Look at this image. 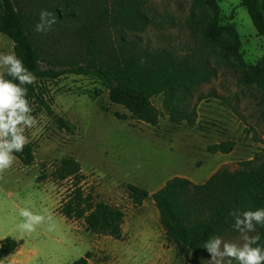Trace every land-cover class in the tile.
I'll return each instance as SVG.
<instances>
[{"label":"rangeland","instance_id":"rangeland-1","mask_svg":"<svg viewBox=\"0 0 264 264\" xmlns=\"http://www.w3.org/2000/svg\"><path fill=\"white\" fill-rule=\"evenodd\" d=\"M213 1L219 8L221 25L230 28L241 44L244 61L256 64L264 54V39L240 6L241 0ZM192 4L193 0H147L150 24L136 36L142 46L179 54L196 49L199 33L189 21ZM35 9L37 5L32 11ZM36 38L46 43L45 50L50 49L43 55L45 68L57 66V61L66 64L84 57L83 47L74 45L59 27L53 26ZM13 51V42L0 33V52ZM197 96L204 99L197 103L196 97L191 103L197 104L198 112L193 126L173 123L163 107V96L154 97L160 119L152 126L111 103L95 78L67 75L49 80L44 98L52 113L32 106L38 124L25 132L28 144L34 147L35 162L26 166L16 158L11 168L0 174V245L8 237L23 242L19 251L1 264H73L88 253V264H187L167 241L152 199L142 206L134 205L128 186L153 194L174 177L203 184L221 169L235 171L253 159L264 163V86L247 85L241 72L219 68L214 79L199 87ZM117 114L127 119L121 120ZM58 118L69 122L72 130L62 128ZM227 141L236 143L231 153L209 150ZM68 157L81 165L86 194L124 211L121 240L94 234L84 221L67 220L60 214L71 181H55L51 173ZM23 207L51 214L52 224L45 222L34 232L22 234L17 225L22 221L19 209ZM222 238L238 241L239 233ZM206 259L207 253L202 264Z\"/></svg>","mask_w":264,"mask_h":264},{"label":"trees","instance_id":"trees-1","mask_svg":"<svg viewBox=\"0 0 264 264\" xmlns=\"http://www.w3.org/2000/svg\"><path fill=\"white\" fill-rule=\"evenodd\" d=\"M146 4L147 0H0V33L13 42L15 54L37 77L35 84L27 86L31 105L52 113L44 98L46 83L79 75L98 80L111 103L122 106L138 121L158 125L160 112L152 99L161 95L173 123L193 126L198 112L197 104L191 103L196 97L197 103L203 101L202 96H197L198 89L214 79L219 68L241 72L247 85L264 86V54L254 65L244 61L235 33L221 25L215 1L193 0L189 21L198 30L199 42L188 54L142 46L136 36L144 33L150 24ZM33 5L38 9L32 11ZM240 6L264 39V0H241ZM42 9L53 12L57 18L54 26L68 34L74 45L83 47L81 60L66 64L57 61V66L44 67L43 55L49 54L50 49L43 48L46 43L37 40L39 33L34 31ZM117 117L127 119L126 115L117 114ZM57 121L62 128L72 130L69 122L62 118ZM235 146V142L227 141L209 150L229 154ZM14 155L26 166L35 162L31 144ZM51 175L58 182L71 181V191L60 206L62 216L84 221L88 231L94 234L116 240L123 238L124 211L86 194L85 176L77 160L62 159ZM128 190L136 206L152 199L167 241L187 264H202V256L207 253L203 245L211 236L237 233L229 215L232 210L264 208V163L258 164L253 159L243 162L235 171L221 169L203 184L174 177L153 194L134 185H129ZM257 232L264 245V227L257 226ZM22 244L11 237L2 240L0 264L17 253ZM89 258L88 253L73 264H88Z\"/></svg>","mask_w":264,"mask_h":264},{"label":"clouds","instance_id":"clouds-1","mask_svg":"<svg viewBox=\"0 0 264 264\" xmlns=\"http://www.w3.org/2000/svg\"><path fill=\"white\" fill-rule=\"evenodd\" d=\"M57 23L55 14L47 9L39 13L34 26L37 33H48ZM10 77V79L5 77ZM36 75L26 67L15 52H0V174L11 168L15 153H22L30 142L27 129L37 126V118L28 99V87L35 84ZM233 228L239 233L238 241L225 240L214 235L203 245L208 254L206 264H264V245L257 226L264 227V208L232 210ZM22 221L17 225L23 233H32L37 226L52 224L51 214H38L29 207L19 209Z\"/></svg>","mask_w":264,"mask_h":264}]
</instances>
